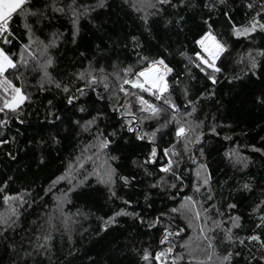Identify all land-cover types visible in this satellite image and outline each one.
<instances>
[{"label": "trees", "instance_id": "trees-1", "mask_svg": "<svg viewBox=\"0 0 264 264\" xmlns=\"http://www.w3.org/2000/svg\"><path fill=\"white\" fill-rule=\"evenodd\" d=\"M139 2L107 0L105 8L98 9L90 19L80 21L75 43L71 42L70 25L61 19L58 30L67 34V42L55 52L57 65L54 75L64 83L75 81L73 73L86 69L90 62L93 66L104 68L109 75L114 66L131 65L138 70L136 51L165 57L166 63L174 69L168 79L182 110V90L185 87L189 89L188 98L198 101V111L193 120L203 121L204 137L195 149L202 148L204 155L201 157L195 149L192 155L198 163L208 165L214 199H205L207 188L194 193L196 166L187 155L179 168L184 177L183 185L178 184L177 189L170 190L168 194L152 189L150 185L157 181L158 176L164 175L159 173V165L165 163V158L161 154L157 164L140 166L151 145L136 141L133 134L121 128L119 115L111 110L113 99L99 100L96 92L89 90L70 106L67 96L54 87L40 91L39 75L35 74L24 82L26 91L31 94V101L25 104L24 114L20 117L24 122L21 124L11 119L3 130L9 142L0 145V181L8 182L7 192L31 194L26 196L30 206L19 209L21 214L14 229L7 232V240H0V264H145L141 259L142 250L153 254L160 250L161 231L158 228L150 229L138 218L118 217L115 225L104 230L105 221L123 206V199L130 200L129 211L134 210L148 220L160 215L162 210L167 213L171 207H179L185 196H194L205 207L216 204L222 215H216L217 209L212 210V215L222 220L225 228L232 227L231 217H240V227L232 228L233 236L238 238L252 234L258 215L264 214L253 213L254 207L264 199V154L251 150L252 147L264 148V104L258 102L264 94V58H259V78L250 73L243 75V65L236 62L246 57L249 50L264 47V33L257 32L254 40H231L232 25L247 24L253 15L246 6L249 0H225L224 5L217 3L211 12L204 7L211 0H185L184 7H169L159 16L149 15L147 25L140 18L144 15L143 11L133 7ZM205 20H209L220 39L229 40L232 45V55L225 61V70L219 75L216 85H212L198 69L191 66L186 69L188 61L179 54L184 51L194 59L195 52L199 51L195 41L208 30ZM12 27L20 40L25 41L19 17ZM133 37L142 45L135 51ZM189 70L191 75H188ZM236 75L242 78L232 79ZM229 80L232 82L229 83ZM16 83L19 86L20 81ZM109 83L111 87H118L114 79L110 78ZM82 86V82L75 81L69 94L75 92V87ZM98 91L108 97L102 85ZM49 100L52 106H49ZM123 103L121 93L119 104ZM80 106L86 107L93 116L102 113L99 128L105 134L116 133L111 137L113 143L109 151L110 155L119 157L116 190L121 200L115 203L109 200L108 187L92 174L83 187L70 194V202L63 205L61 211L57 208L55 197L83 179L80 175L83 170L77 167L71 171L70 165L76 166L81 150L93 142L94 133H83L76 125V120L82 115L78 110ZM57 116L61 119L54 120ZM214 123L221 126L217 129L220 136L210 134ZM157 126V121H146L142 125L145 130ZM174 128L175 125H169L162 132ZM161 134H157L160 148L170 147L175 142L174 131L163 136L162 140ZM225 135H231L232 140L225 141ZM176 147L182 151L183 145L177 144ZM230 149L238 150L242 157L247 158L246 169L235 164L234 157L233 160L225 157L224 153ZM144 167H148L152 174L146 173ZM86 168L85 175L92 173L93 164L89 162ZM65 172H69L70 180L56 185L53 193L47 194L53 186L52 182ZM121 175L135 179L131 185L124 187L119 181ZM166 179L174 182L170 176ZM244 183L250 184L252 190H243ZM228 204H235L236 207L229 209ZM7 210L0 196V213L6 214ZM171 219L174 228L184 229L179 237L173 238V243L177 245L174 255L183 257L176 264H189L192 257L188 249L179 245L189 241L195 230L188 227L187 221L179 214H171ZM256 231L257 234H264V230ZM44 234L52 237L48 243L49 251L33 252L27 256L26 251L35 247V238ZM215 240L220 255L226 251L239 253L234 255L232 264H264V250H258L259 245L229 243L224 239L223 231L219 230ZM13 242L15 252L8 247Z\"/></svg>", "mask_w": 264, "mask_h": 264}, {"label": "snow or ice", "instance_id": "snow-or-ice-1", "mask_svg": "<svg viewBox=\"0 0 264 264\" xmlns=\"http://www.w3.org/2000/svg\"><path fill=\"white\" fill-rule=\"evenodd\" d=\"M219 5H224L225 0H211V3L205 4L211 12ZM107 0H0V145L8 143L4 129L8 127L10 120L15 119L18 123L24 121L20 117L24 114V106L31 101L30 92L26 91L24 82L35 74L39 75L38 88L40 91H48L52 87L64 93L67 96V104L72 106L81 96H85L89 90L96 92L99 100L106 98L113 99L111 110L120 117L121 128L127 133L133 134L135 140L141 143L151 145V150L143 160V165L157 164L160 156L165 158V163L159 165V173L157 181L152 183V189H160L161 192L168 194L170 190L177 189L178 184H184V177L179 173L180 165L183 163L185 155L189 156L192 164L196 166L195 175L197 183L193 186L194 193H199L201 188H207L208 192L206 200L214 199L211 188V177L208 172L206 163H198L192 155L196 145L202 143L204 132L202 130L203 121L195 122L194 115L198 111V101L189 99V89L185 87L182 90L184 97L183 110L177 99L174 98L175 89L169 82L168 77L173 73L174 69L166 63L163 56L153 55L152 53L143 54L136 51L138 70H134L133 66L113 67V72L109 75L105 73L102 67L93 66L90 62L86 69L78 70L73 73L75 81L82 82V87H72L75 81L70 80L64 83L57 80L54 73L57 65L55 52L59 50L62 43L67 42V34L58 30V22L63 19L70 25L71 42L75 43L79 35L80 21L90 19L92 14L98 9L106 7ZM185 6V0H140L139 3L133 4L137 11H143L144 15L140 18L145 25L148 24V16H159L167 8H181ZM193 7L195 5H192ZM247 8L253 15L249 22L244 25H232L231 40H254L257 32L264 33V0H249ZM151 10V11H149ZM20 18L23 25L25 41H21L16 30L12 27L16 18ZM183 19V18H181ZM208 30L205 31L199 39L195 41L199 51L195 52L194 59L188 56L184 51H180V56L187 59L189 66L199 70L212 85L218 83L219 75L225 70V61L232 55V45L229 40L220 39L212 29L209 20H205ZM134 51L141 48L137 42V38H132ZM83 55V53H81ZM259 58H264V47L255 50H249L246 57L239 58L237 64L243 65V75L257 76L261 67ZM188 75H191L190 70ZM114 79L118 87H111L109 80ZM195 78V77H193ZM239 75L233 76L232 79H241ZM20 81V84L16 83ZM232 81L229 80V83ZM177 85L179 81L176 82ZM103 86L104 92L108 93V97L101 95L98 91ZM123 94L124 103L119 104V94ZM151 98V99H149ZM264 104V94L258 101ZM52 106V101H48ZM82 114L77 120L76 125L81 132L93 135V142L86 145L81 150V156L77 159L76 166L70 165V170L75 171L78 167L80 175L83 177L78 183H73L66 191H62L55 197L57 208L62 211L63 205L70 202L69 197L77 188L83 187L88 180L89 175L95 174L98 181L104 183L108 187V199L115 203L121 200L116 190V176L119 170V157L110 155V145L113 143L111 139L116 133L105 134L99 128V121L103 114L91 113L84 106L79 107ZM60 117H54V120H60ZM83 121V123H81ZM146 121H157L159 126L145 130L142 125ZM169 125H175L174 130L162 132V129L168 128ZM220 125L213 124L210 128V134L220 136L217 131ZM231 127V125H228ZM174 131L175 142L170 147L160 148L157 143V134L162 133L163 136L169 135ZM225 141H231V135L223 136ZM58 143V141H57ZM182 144V151L178 150L176 145ZM199 151L200 156L204 155L203 149H195ZM253 152H261L264 154V148L252 147ZM229 160L234 159V163L240 165L242 169L248 167V160L242 157L238 150L230 149L224 153ZM91 162L93 164L92 173L85 175L87 172L86 165ZM144 171L151 175L148 167H144ZM172 177L174 182H170L166 177ZM75 179V177H71ZM135 177L125 175L119 176L122 186L127 187L133 183ZM11 180V178H9ZM70 180L69 172L63 173L52 182V187L48 189L47 194H52L55 186L63 181ZM8 182L0 181V196H2L3 204L8 209L6 214L0 213V240H7V232L14 229L19 219V209L30 206V201L26 196L31 194L10 193L7 192ZM242 189L251 191L248 183L242 185ZM183 191V188L180 189ZM58 191V190H57ZM175 197L173 196V199ZM147 199V197H146ZM123 206L119 207L105 221L104 230L115 225L118 217L138 218L141 224H147L150 229L158 228L161 231L160 250L151 253L149 250H142L141 259L145 264H176L177 260L183 257L174 255L177 245L173 243V238L179 237L184 229L174 228L171 214H179L186 221L188 227L193 228L194 235L189 241L179 245L188 249L189 256L195 264H232L234 255L238 252L226 251L224 255H220L217 251V243L215 240L216 232L223 231L224 239L232 244L247 246L249 244L259 245L258 250H264V234H257L256 230H264V214L258 215V222L255 224L253 233L238 238L233 236L232 228L240 227V217H231L232 227L225 228L222 220H217L212 215V210L217 209L216 204L205 207L202 202L197 201L194 196H185L179 207H171L167 213L162 210L160 215L155 218L146 220L139 213L131 208L130 200H121ZM126 206V207H124ZM235 204H228L229 209L235 208ZM253 213H264V199H262L253 209ZM216 215H222L217 209ZM52 237L50 234H44L35 238V247L32 251H26L27 256H31L33 252L39 254L41 251L48 252V243ZM41 240L44 242L41 243ZM8 247L12 251H16L14 242ZM264 256V252H262ZM192 261L189 264H192Z\"/></svg>", "mask_w": 264, "mask_h": 264}]
</instances>
